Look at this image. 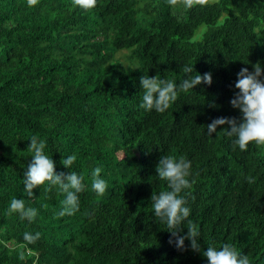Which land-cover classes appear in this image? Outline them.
<instances>
[{
	"label": "trees",
	"instance_id": "obj_1",
	"mask_svg": "<svg viewBox=\"0 0 264 264\" xmlns=\"http://www.w3.org/2000/svg\"><path fill=\"white\" fill-rule=\"evenodd\" d=\"M264 69V0H0V264H209L203 251L228 243L264 264V146H234L217 118L242 120L231 106L242 68ZM185 66L194 67L184 73ZM210 73L180 92L163 113L139 105L143 75L173 81ZM264 79V77H262ZM35 136L57 173L76 172L79 208L59 217L65 194L43 185L29 197L24 175ZM75 155L70 169L62 158ZM191 161L181 193L199 230L201 251L154 215L152 192L167 191L161 156ZM106 181L92 190V171ZM254 178L249 183L248 178ZM35 209L30 222L10 213L12 199ZM180 235L187 233V220ZM38 239L29 240L26 234ZM172 243H169V241Z\"/></svg>",
	"mask_w": 264,
	"mask_h": 264
},
{
	"label": "clouds",
	"instance_id": "obj_2",
	"mask_svg": "<svg viewBox=\"0 0 264 264\" xmlns=\"http://www.w3.org/2000/svg\"><path fill=\"white\" fill-rule=\"evenodd\" d=\"M39 0H27L28 7L37 6ZM170 6L182 3L186 8H192L196 5L204 6L208 0H167ZM97 0H72V6L90 10L96 6ZM254 71L248 68H242L237 74L235 82L234 98L230 101L231 106L239 109L242 114V120L238 122L235 118H217L207 125V132L211 136L216 132L218 126L228 125L223 131L229 136H234V146H238L240 151H247L250 143L258 146H264V69L260 63L253 65ZM194 67L185 66L184 73H191ZM202 83L211 85L212 77L210 73L204 75L197 74L195 77H189L179 85L170 80L162 79L158 75L149 77L143 75L140 79L141 88L144 91L142 102L139 107L145 111L155 110L163 113L169 109L178 99L180 92H189L197 85ZM28 150L32 153L31 163L27 166L24 175V187L29 197L33 196V190L43 185L58 187L65 194L62 201V210L58 213L59 217L72 215L79 208L78 194L85 190L83 177L76 172L69 171L57 173L55 162L45 154L46 143L33 136ZM76 160L75 155H69L61 159L64 168L70 169ZM191 161L181 156L179 158L163 155L156 165L157 176L166 181L167 191H161L159 194L152 192L150 200L154 209L155 217L167 225L168 231L176 238V247L178 250H185V240H189L193 251H201V245L198 241V227L190 220L191 209L186 206V199L181 193L190 189L192 182ZM101 169L95 168L92 171V190L97 195H103L107 184L100 177ZM249 183H254V178L249 176ZM10 213H18L21 219L27 218L30 222L36 217L37 212L32 208H25L22 199H12L10 202ZM187 220V233L180 235L183 229L180 225ZM39 233L35 237L26 234L29 240L38 239ZM169 243H172L170 240ZM203 256L207 258L209 264H251L247 255L237 251L235 247L224 243L219 249L209 245Z\"/></svg>",
	"mask_w": 264,
	"mask_h": 264
}]
</instances>
